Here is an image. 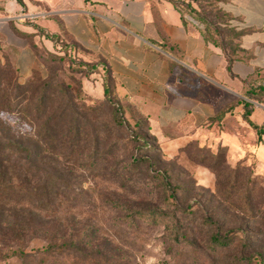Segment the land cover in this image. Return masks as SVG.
Returning a JSON list of instances; mask_svg holds the SVG:
<instances>
[{
	"label": "rangeland",
	"instance_id": "rangeland-1",
	"mask_svg": "<svg viewBox=\"0 0 264 264\" xmlns=\"http://www.w3.org/2000/svg\"><path fill=\"white\" fill-rule=\"evenodd\" d=\"M201 4L211 12L210 20L225 23L223 18L220 20L214 15L215 0H201ZM12 34L15 43H25L26 38L21 34ZM33 53L36 60L29 76L8 58H0V87L8 85L14 78L27 83L33 75L40 79L49 75L51 84L70 82L72 88L77 87L78 80L84 97L76 99L75 110L82 137L86 134L91 138V144L97 143L102 155L107 152L111 158L119 159L125 150L119 139L126 133L123 129L115 134L106 131V106L94 109L93 117L86 120V110L103 100V95L98 96L99 87L94 83L93 73L85 77L87 71H73L75 67H69L73 61L69 55L60 61L48 56L45 50L41 56ZM87 81L94 86L88 89L91 92L85 89ZM2 115L16 128L15 118ZM24 127L29 129V126ZM206 129L194 140L197 146L187 152L192 157L207 156L203 163L208 164L211 171L203 165L188 162L184 152L177 151L178 155L168 156L169 159L154 155L160 169L171 167L172 184H185L184 191L177 196L176 206L162 201L159 184L150 181L146 168L132 177L124 176L118 182L106 170L78 168L72 175L57 181L59 195L69 192L73 202L64 201L55 213L42 211L37 201L17 205L10 214L0 209V264H44L46 257L42 251L50 242L87 239L91 240L89 250L101 255L102 261L106 262L107 257L115 264H167L173 256L179 257L175 264H238L239 261L253 264L252 257L264 256L262 216L250 215L245 211L244 203L249 201L258 205L264 202V145L253 139L250 130L234 123L225 126L223 132L218 128L213 132ZM98 134L100 137L96 140ZM231 171L237 172L233 182L236 192L220 194L217 188L225 187ZM249 189L250 193L245 194ZM130 210L150 211L161 223L136 228L137 224L126 219ZM177 231L185 232L186 239L176 240ZM234 232L241 239L239 243L221 250L212 249V234L230 238ZM16 248H23L28 256L25 259L8 256L9 250Z\"/></svg>",
	"mask_w": 264,
	"mask_h": 264
},
{
	"label": "crops",
	"instance_id": "crops-1",
	"mask_svg": "<svg viewBox=\"0 0 264 264\" xmlns=\"http://www.w3.org/2000/svg\"><path fill=\"white\" fill-rule=\"evenodd\" d=\"M217 5L230 18L227 26L243 32L231 64L170 0H0V58L29 76L36 57L26 39L15 43L12 32L34 34L48 50L53 43L45 35L55 36L79 60L96 64L100 97L102 68L108 71L123 105L141 114L167 156L206 128L223 132L233 123L257 142L242 119L241 102L253 106L249 119L264 130V90L261 102L248 98L264 83V0ZM92 87L87 81L85 89ZM220 110L222 118L209 124ZM259 143L264 145V134Z\"/></svg>",
	"mask_w": 264,
	"mask_h": 264
},
{
	"label": "trees",
	"instance_id": "trees-1",
	"mask_svg": "<svg viewBox=\"0 0 264 264\" xmlns=\"http://www.w3.org/2000/svg\"><path fill=\"white\" fill-rule=\"evenodd\" d=\"M170 1L180 12L182 18L187 15L201 26L206 41L222 49L229 64L239 56L241 49L237 40L243 32L235 31L227 26L230 18L218 7L217 2L219 0H215L214 15L220 20L223 18L224 24L210 20L211 12L206 10L207 7L201 4V0ZM15 32L28 40L29 46L36 53V56H41L43 50L48 56L60 61L69 55V58L73 59L69 64V67H75L72 68L73 71H87L85 77L88 73L92 74L97 71L95 63L79 60L72 53V46L60 43L53 35H45L53 43V50H48L34 39V34H24L17 30ZM102 69L104 70L103 100L96 107L86 110V120L93 117L94 109L106 106L108 112L106 131L115 134L116 131L123 129L126 133L123 139H119L125 148L119 159L111 158L107 152L106 155H102L97 143L91 144V138L87 137L86 134L82 137V130L78 126L75 110L76 99L84 97L78 80H76L77 87L72 88L70 82L62 81L51 84L49 75L45 79L33 75L27 83H20L14 78L9 81L8 85L0 87L1 210H6L10 214L17 205L37 201L40 203L38 205L42 211L50 214L55 213L57 207H60L64 201L73 202V197L70 196L69 192L59 195L56 191L57 181L63 176L72 175L78 171V168L106 170L116 182L119 179H124V176L132 177L138 174L140 169L146 168L150 181L159 184L162 201L166 205L174 204L176 206L177 196L184 191L185 184H172L171 167L159 168L154 155L158 154L162 159H169V157L163 152L157 139L150 133L149 126L141 114L136 109L123 105L111 82L108 71L105 68ZM69 78L75 79L72 76ZM263 90L264 83L262 86L250 90L248 98L261 102ZM241 103L244 108L242 119L254 130L257 136L256 140L260 142L264 130L249 119L253 106L246 101ZM224 112L225 110H220L216 116L209 120V124L217 123ZM2 114L15 118L16 128H13L10 121L4 119ZM25 125L29 126V129L24 127ZM99 137L100 134L95 135L96 140ZM197 144L196 141L187 142L179 147L178 152H184L188 162L190 161L194 165H203L211 171V167L203 163L207 156L192 157L188 154L187 151L192 146L196 147ZM176 155L178 153L174 157ZM236 177L237 172L231 171L230 177L226 179L225 187H218L217 191L220 194L225 192L229 195L236 192L233 188ZM137 187H141V184H137ZM250 191L249 189L245 194L250 193ZM244 207L250 215L262 216L260 226L264 230V202L255 205L246 201ZM151 215L150 211L135 212L130 210L126 219L130 223L137 224L136 228L147 224L152 227L161 223V220ZM176 235V240L186 239L185 232L177 231ZM240 240L239 235L235 232L230 238L212 234L210 246L213 250H221L230 244L239 243ZM90 247V239L50 242L42 251L43 256L46 257L44 264H55L60 261L64 264H115L107 257L106 262L102 261V256L93 250H89ZM9 251L8 256H17L20 259H25L28 256L23 248ZM66 251L72 252L67 253ZM178 260V256H173L171 262H167V264H175ZM251 261L253 264H264V256L257 255L252 257ZM237 263L243 264V261Z\"/></svg>",
	"mask_w": 264,
	"mask_h": 264
}]
</instances>
